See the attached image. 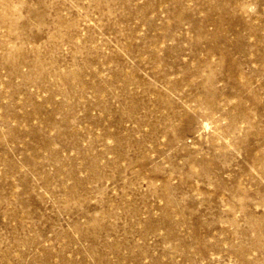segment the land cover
<instances>
[{"label":"rangeland","instance_id":"rangeland-1","mask_svg":"<svg viewBox=\"0 0 264 264\" xmlns=\"http://www.w3.org/2000/svg\"><path fill=\"white\" fill-rule=\"evenodd\" d=\"M0 264H264V0H0Z\"/></svg>","mask_w":264,"mask_h":264}]
</instances>
